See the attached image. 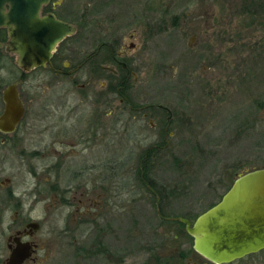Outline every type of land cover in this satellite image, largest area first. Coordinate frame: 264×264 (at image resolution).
Here are the masks:
<instances>
[{
	"label": "rangeland",
	"instance_id": "obj_1",
	"mask_svg": "<svg viewBox=\"0 0 264 264\" xmlns=\"http://www.w3.org/2000/svg\"><path fill=\"white\" fill-rule=\"evenodd\" d=\"M114 9L94 5L88 21L81 25V58L94 50L100 35L109 38L122 31L124 42L137 43L132 50L135 57L139 56L137 75L131 78V95L137 100L162 102L175 116L171 126L175 134L168 138L169 145L156 152L152 162L149 160L150 176L176 195L165 210L193 220L219 199L237 173L264 166V0H129L122 10ZM113 12H118V17ZM123 16L130 21L126 23ZM74 77L81 87L67 76L43 69L24 70L16 63L15 53L0 47V111L1 90L17 82L26 107L25 120L32 121L26 142L40 148L35 154L36 174L30 178L44 183L48 175L44 163L61 161V153L68 149L62 140L75 138L71 137L75 132L63 134V127L66 124L68 131L75 130L70 126L81 115V168L95 164L84 168L88 184L102 178L107 183L113 178L117 185L113 235L118 245L111 251L127 253L124 264L149 261L154 253L169 255L171 264H183L186 257L180 261L178 250L188 253L192 240L174 223L159 221L151 201L139 199L142 189L133 194L129 191L144 149L160 137L152 132L148 117L143 119L148 129L133 132L125 111L112 129L109 115L115 113L112 109L117 108L118 96L108 93L110 103L102 99L99 91L105 81L84 68L80 77L78 73ZM36 83L40 85L35 87ZM45 100L50 109L38 114L46 117L33 122L32 107ZM99 114L109 116L105 126L90 127L97 123ZM100 130L104 131L102 138H97L100 134L95 133ZM22 175L20 169L17 178L23 179ZM54 175L52 170L50 177ZM95 199L89 207L81 204V215L93 207ZM107 212L109 215V207ZM109 224L106 219L108 237L112 230ZM94 240L87 239L80 249L79 245H61L71 238L58 229L49 231L47 242L52 245L38 246L35 264H112L111 246L93 252ZM164 243L169 245H159ZM196 263L215 264L192 254L187 264ZM221 264H264V250Z\"/></svg>",
	"mask_w": 264,
	"mask_h": 264
},
{
	"label": "flooded vegetation",
	"instance_id": "obj_2",
	"mask_svg": "<svg viewBox=\"0 0 264 264\" xmlns=\"http://www.w3.org/2000/svg\"><path fill=\"white\" fill-rule=\"evenodd\" d=\"M128 1L47 0L42 3L39 8L41 16L52 13L55 17L71 23L75 30L70 34H66L55 44L48 61L31 69H43L45 73H54L62 77L67 76L78 87H81V82H76L77 78L74 77V74L78 73L80 77L83 68L89 73L102 77L105 81V85L99 91L103 96L102 99L105 97L104 100L110 103V98H106V96L108 93H114L118 96L119 101L116 103L117 108L112 109L115 113L109 115L112 129L117 127L116 123L122 117L123 111L128 113L126 123H129L133 132L137 128L144 129L146 126L143 124V119L148 117L147 120L152 126V132L159 136L161 140L150 143L144 149L139 165L134 168L137 177L131 182L129 191L133 194L142 189L143 191H140L138 195L139 199L146 197L151 201L153 205L152 212L159 217V221L161 223H174L179 231H183L177 223L179 220L175 217L184 216L189 218V216L183 213L174 215L165 210L166 207H169L168 204H170L171 198L176 197V195L172 191H166L162 183H159L156 179L155 181L150 176L152 172L149 160L152 162V158L157 154L156 152L166 148L169 145L168 138L173 137L175 134H173L171 127L173 121H175L174 111L162 102H153L148 98L137 100L131 95V78L137 75L135 62L139 56L136 55L135 57L132 50L137 48V43L134 41L124 42L122 31L109 35V38L100 35L95 40L94 50H90L81 58V51L84 52V49L81 48V25L88 21V15L91 14L90 11H92L94 5L99 3L113 9L115 7L114 10H117L116 8L122 10L128 4ZM114 15L118 17V12H115ZM123 17L127 20L126 23L130 21L128 17L127 19L125 16ZM130 36H133L132 32H130ZM6 40L7 31L6 38L0 40L2 42L0 47L6 45ZM39 85L40 83H36L35 87ZM17 89L23 103V114L12 130L0 128V264H35L38 246L52 245L47 242V237H49V231L52 232L55 229H58L67 238H71L70 242L61 245H79L81 249V245H85L87 239H95L94 242H91L94 247L93 252L106 251L105 245H110L109 254L112 264H124V259L128 254L118 255L113 252L114 250L111 251L113 246L118 245L116 236L113 235L115 232L113 224H116L114 211L117 208V185L113 178V180L109 179L107 183L102 178L103 180L100 182L93 181L88 184L84 168L89 169L95 164H86L81 168V115H79L76 123L70 126L75 130L68 131L66 124L63 127V134L68 135L69 132L73 135L75 132L71 136L75 138L62 140L63 143L68 145V149H64L61 153V161L49 160L44 163L43 169L47 171L48 175L42 184L39 179L35 181L34 178H30V176L36 174L35 154L40 151V148L33 144L29 145V141L26 142V139L29 138L28 133L32 121L25 120L27 117L26 107L21 98L18 84ZM64 101H66V98H64ZM50 106L46 100L43 103H35L32 107L35 114L31 115L35 117L33 122H38L37 120L41 119L40 117H46V114L39 117L38 113L49 111ZM63 106H65L64 103ZM137 112H140V114L137 115ZM96 117L98 121L95 122L97 123L90 125V127L94 125L104 127L105 123L103 122H107V117L102 114ZM146 129L148 128L146 127ZM114 131L111 130V133L115 134ZM103 132L101 130L96 132L95 134H100L97 138H102ZM128 134H130V131H128ZM131 136L134 137L133 134ZM110 167H113L111 163ZM20 169L23 172V179L17 178ZM52 170L55 173L53 179L50 177ZM26 174L29 176L28 179H24ZM144 191L147 193L145 194ZM92 198H96L93 207L91 209L87 208L81 215V204L87 207ZM107 206L110 211L109 215ZM37 213H39L38 216H36ZM106 219L110 220L109 225L112 229L109 232V237L107 231L104 230V228L106 229ZM159 221L158 224L161 226L162 224ZM44 227H46V231H44ZM183 229L185 231L184 223ZM185 234L192 240L191 235L187 232ZM172 237L176 238V233H173ZM180 244L182 243H178V245ZM125 245L133 244L126 243ZM188 250V253L182 249L178 250L177 258L180 261L182 257H186V262L184 261L183 264H187L192 254L201 255L192 247V243ZM261 250H264V248L234 260L254 256ZM167 256L169 257V255L160 254L158 256L154 253L149 261H144L147 264H171V260L167 259Z\"/></svg>",
	"mask_w": 264,
	"mask_h": 264
},
{
	"label": "water",
	"instance_id": "obj_3",
	"mask_svg": "<svg viewBox=\"0 0 264 264\" xmlns=\"http://www.w3.org/2000/svg\"><path fill=\"white\" fill-rule=\"evenodd\" d=\"M46 1L0 0V28L7 31L5 48L16 54V63L25 70L48 61L55 44L75 30L52 13L41 16L39 8ZM2 99L0 128L12 130L23 114L17 82L3 88ZM175 219L192 236V247L216 264L264 248V166L237 173L221 197L193 220Z\"/></svg>",
	"mask_w": 264,
	"mask_h": 264
},
{
	"label": "trees",
	"instance_id": "obj_4",
	"mask_svg": "<svg viewBox=\"0 0 264 264\" xmlns=\"http://www.w3.org/2000/svg\"><path fill=\"white\" fill-rule=\"evenodd\" d=\"M6 38V30H5V28H1L0 29V40H4ZM151 152V151H150ZM149 152V153H150ZM143 155V154H142ZM144 161H146V159H144ZM230 184H228V186H229ZM228 186H227V188H228ZM226 188V189H227ZM214 203V202H213ZM212 203V204H213ZM211 205V204H210ZM177 223L182 227V230H183V232L184 233H186L185 231H184V229H183V223L182 222H179V221H177ZM138 264H147V262L146 261H144V262H141V263H138Z\"/></svg>",
	"mask_w": 264,
	"mask_h": 264
}]
</instances>
